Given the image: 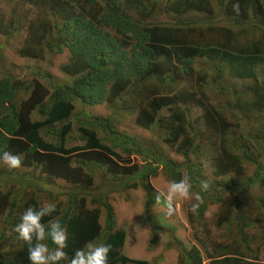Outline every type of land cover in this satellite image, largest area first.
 I'll return each mask as SVG.
<instances>
[{"label": "trees", "instance_id": "trees-1", "mask_svg": "<svg viewBox=\"0 0 264 264\" xmlns=\"http://www.w3.org/2000/svg\"><path fill=\"white\" fill-rule=\"evenodd\" d=\"M28 1L39 12L29 25L30 38L20 55L43 60L46 53H67V62L60 67L67 80L47 88L36 79L0 78V154H21L22 166H38L50 184L61 179L70 186L63 189L65 202L55 204L51 216L41 221L47 229L51 222L64 220L67 258L60 264H69L75 251L88 243L111 245L109 264H148L120 253L125 233L116 229L108 195L140 185L145 192V210L149 211L157 197L150 179L158 176L159 166L169 181L181 179L185 170L192 191L201 192L204 202L198 214L189 213L190 220L201 218L204 207L218 204L224 207L220 224L231 223L226 210L234 211V225L241 237L240 247H213V254L204 243L181 249L179 264H204V257L207 264H262L258 261L261 252L251 249L253 239L246 229L254 224L264 229V221H260L264 212L257 217L246 214L243 202L230 199L226 189L228 195L217 197L220 185L209 184L207 192L199 186L200 181L209 180L208 175L204 177L206 171L223 177L239 172L244 164L252 165L254 174L246 183L236 185L231 180L226 188L241 187L242 198L249 196L250 189H257L258 197L253 196V200L264 210V123L258 133L251 130L245 136L233 125L242 116L264 111V0ZM236 3L238 14L233 11ZM157 12L164 18L157 19ZM202 63L214 75L213 83L206 81V72L195 78V65ZM215 82L224 88L220 93L232 95L220 109L207 97L206 87L213 90ZM75 101L127 110L135 114V124L144 130L158 126L163 142L183 157V163L117 133L111 117L82 122L80 144L67 148ZM192 108L201 110L199 119L190 118ZM33 112L40 120L31 119ZM45 136L56 141L47 142ZM201 144L209 150L207 167L197 161L202 156ZM115 148L127 156H144L148 165H127ZM95 163L96 169L105 168L101 175L105 180L93 187V176L86 170L93 173ZM4 176L0 172V179ZM17 183L23 189L33 187L24 176H18ZM9 195L0 190V215L8 212V233L3 241L9 244L7 250H0V264H30L29 246L17 238L14 229L29 207H41L36 197H27L21 208L20 202L16 208L20 197ZM102 212L104 225L99 223ZM147 216L154 230V220ZM245 250L255 254L254 258L247 257Z\"/></svg>", "mask_w": 264, "mask_h": 264}, {"label": "rangeland", "instance_id": "rangeland-1", "mask_svg": "<svg viewBox=\"0 0 264 264\" xmlns=\"http://www.w3.org/2000/svg\"><path fill=\"white\" fill-rule=\"evenodd\" d=\"M160 8L162 4L159 2ZM39 9L32 6L27 0H0V78L12 77L20 79L24 82H31L33 80H39L47 88H51L57 83H61L67 80V78L60 71L61 65L65 64L68 60V54L63 53L60 55L48 54L44 56L43 60L24 58L20 55L19 50L21 47L26 46L29 36V25L34 21L38 15ZM169 15V14H168ZM167 17V16H166ZM163 19V14L157 12V19ZM171 19V18H170ZM196 64V63H195ZM196 74L195 78L206 72V81L212 82L213 74L208 72L207 65H195ZM41 76V77H40ZM49 77V78H48ZM195 80L192 82L194 83ZM213 83V82H212ZM52 85V86H51ZM209 90V100L212 104L216 105L219 109L223 102H228L232 99L231 94L224 95L220 93L221 89H224L221 84L214 83L212 89L206 87ZM18 100L20 98L18 97ZM122 107V105H118ZM74 112L69 120L72 129L67 139V148L78 146L80 141L78 136L80 135L81 123L84 121L94 120L97 117L112 118L114 130L117 133L126 136L127 138H134L142 146L150 148L152 150L158 149L162 152L167 159L172 160L175 163L182 164L183 157L175 152L163 142V132L158 126L151 128V130H144L139 128L135 124V114L124 109L115 110L113 106L106 103L95 104L93 106L82 105L79 102H74ZM201 110L198 108H192L189 114L190 118L194 120L200 117ZM32 120H40V117L33 112L31 115ZM264 123V111H260L257 114H253L251 117L242 116L239 118L237 124V130L239 133L245 134L253 130V133H258L259 125ZM234 126V127H235ZM202 129V128H201ZM250 132V133H252ZM45 135V134H44ZM99 137L103 139L102 133H98ZM207 136L208 134L205 133ZM191 137V134H188ZM47 142H55V138L51 136L44 137ZM105 144H109L108 140H104ZM113 143H115L113 141ZM110 146V145H109ZM194 145H191L190 149H193ZM200 149V148H199ZM201 157L197 159L199 164L207 167V162L210 161L207 158L209 154L208 148L206 149L204 144H201L200 149ZM115 151L124 157V163L127 165L146 166L148 165V159L144 156L129 155L122 151L120 148H115ZM191 160H194L190 157ZM97 164L91 166L94 169L93 173L86 172L93 176L94 185L100 184L105 177H101L105 168L96 169ZM162 167L158 168V176L150 179V184L153 187L155 193L158 195L164 192L167 187V180L162 174ZM98 170V171H97ZM254 166L244 164L239 172H230L227 176H213L206 171L204 177L209 176L207 181L211 186L220 185V188L215 193L217 197L231 194L230 199L242 201V210L246 214H251L257 217L260 212L264 210L258 207L257 202L253 200V196L258 197L257 189H250L249 196L246 194L244 198L241 197V187L238 190L233 188H226L229 181H233L234 184L246 183L249 178L252 177ZM0 172L5 175L0 179L1 192L9 193V197L17 196L18 203L16 208L23 205L27 197H36L40 207L45 204H63L66 197L63 196V189H68L70 186L63 180H53V185L50 184V180L40 172L38 166L26 167L22 166L19 169H9L6 165L0 162ZM185 176L186 171L183 170ZM18 176H24L33 187L22 188L18 183ZM108 178L111 176H107ZM108 180V179H107ZM109 181V180H108ZM106 182V181H105ZM201 182V181H200ZM224 189L228 191L225 192ZM109 203L111 204L116 221V229L125 233V242L121 248V254L130 260L145 261L148 264H179L181 257V249H188L193 245L201 246L200 243L208 248V251L213 252V247H219L224 245H231L234 248L240 247L241 237L238 234L237 228L234 225V211L226 210L229 212V224H220L223 221L221 213L224 207L221 205H210L204 207L201 213V218H195L190 220L189 209L191 204L195 201H180L176 204V213L172 217L166 215V209L163 200L157 201L156 204L146 211L144 207L145 192L142 186H138L136 189H125L122 192L109 194ZM264 204V199H262ZM258 209V210H257ZM148 213V214H147ZM147 215H150L154 220L153 225L155 229L151 230ZM8 212L5 211L0 215V250H7L8 245L3 241V235L8 233V227L6 226V219ZM260 221H264V215ZM99 223L104 225V214L101 213ZM217 224L221 225L217 227ZM196 230L195 233L194 231ZM260 225L254 224L253 227L246 229L247 236L253 239V243L250 245L251 249L257 253L258 261L264 264V232ZM153 241V245H151ZM207 245V246H206ZM96 246V245H94ZM86 250V249H85ZM241 247L240 252H243ZM247 257L254 258L248 254L250 252L245 250ZM213 254V253H211ZM244 258L247 261L255 262L253 259ZM208 263V259L204 257V264ZM118 264H134L131 262L118 263Z\"/></svg>", "mask_w": 264, "mask_h": 264}, {"label": "clouds", "instance_id": "clouds-1", "mask_svg": "<svg viewBox=\"0 0 264 264\" xmlns=\"http://www.w3.org/2000/svg\"><path fill=\"white\" fill-rule=\"evenodd\" d=\"M233 11L238 14L239 4L233 5ZM0 162L9 169L22 167V155L5 151L0 154ZM200 189L203 192L209 190L207 181L200 182ZM193 184L187 175L181 179L172 180L167 183L166 190L157 195V201L163 200L166 215L172 217L177 209L176 204L180 201H195L191 204L190 211L198 214V210L204 199L201 192L192 191ZM55 204H45L39 210L29 207L21 217V222L16 225L14 231L18 233V239L28 245V260L30 264H60V261L67 258L64 249L67 247L68 233L61 222H51L48 228L41 222L46 216H51L55 211ZM50 241L54 247H49ZM35 241V243H34ZM51 249V250H50ZM86 249V250H85ZM111 245L100 244L94 246L88 243L85 248L78 249L70 259L69 264H109Z\"/></svg>", "mask_w": 264, "mask_h": 264}, {"label": "water", "instance_id": "water-1", "mask_svg": "<svg viewBox=\"0 0 264 264\" xmlns=\"http://www.w3.org/2000/svg\"><path fill=\"white\" fill-rule=\"evenodd\" d=\"M60 222H61V225H63L64 220H61ZM46 241H47V243L49 244V247H54V244H52V243H51L50 241H48L47 239H46Z\"/></svg>", "mask_w": 264, "mask_h": 264}]
</instances>
